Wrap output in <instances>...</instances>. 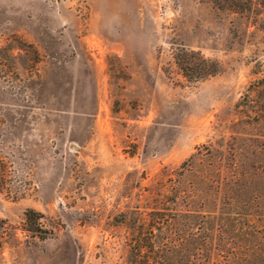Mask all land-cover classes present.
<instances>
[{
	"label": "rangeland",
	"instance_id": "374dc122",
	"mask_svg": "<svg viewBox=\"0 0 264 264\" xmlns=\"http://www.w3.org/2000/svg\"><path fill=\"white\" fill-rule=\"evenodd\" d=\"M226 2L0 0V264H236L264 239V0Z\"/></svg>",
	"mask_w": 264,
	"mask_h": 264
},
{
	"label": "trees",
	"instance_id": "16d2710c",
	"mask_svg": "<svg viewBox=\"0 0 264 264\" xmlns=\"http://www.w3.org/2000/svg\"><path fill=\"white\" fill-rule=\"evenodd\" d=\"M219 1L225 0H214V2ZM251 1L252 0H229V2L226 3L234 10H243L248 7L243 4L246 2L250 3ZM175 58L177 64L186 73V75H190L197 79L212 75L219 70V66L215 60L200 56L198 54L196 55L193 50H184L182 54H176ZM25 217L30 225V229L34 231L41 230L42 223L40 218L42 217V213L40 211H37L34 208H27L25 211ZM40 235L42 237L46 236L45 234ZM151 247L156 252L154 256L155 261L159 262L157 257H159L161 254L157 248H154L153 244H151ZM243 248L246 256L237 255V258H235L236 264H264V239L261 238L257 240H250L245 243ZM139 250L141 251V245H139Z\"/></svg>",
	"mask_w": 264,
	"mask_h": 264
}]
</instances>
